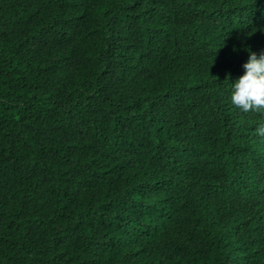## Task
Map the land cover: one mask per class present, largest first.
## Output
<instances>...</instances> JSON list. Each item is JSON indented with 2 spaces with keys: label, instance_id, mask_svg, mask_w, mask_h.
I'll list each match as a JSON object with an SVG mask.
<instances>
[{
  "label": "trees",
  "instance_id": "trees-1",
  "mask_svg": "<svg viewBox=\"0 0 264 264\" xmlns=\"http://www.w3.org/2000/svg\"><path fill=\"white\" fill-rule=\"evenodd\" d=\"M263 5L0 0V264H264Z\"/></svg>",
  "mask_w": 264,
  "mask_h": 264
},
{
  "label": "clouds",
  "instance_id": "clouds-1",
  "mask_svg": "<svg viewBox=\"0 0 264 264\" xmlns=\"http://www.w3.org/2000/svg\"><path fill=\"white\" fill-rule=\"evenodd\" d=\"M261 15L264 16V10ZM260 52L259 58L256 53H250L248 62L243 65L245 74L233 84L231 103L245 113L253 111L264 113V48ZM256 132L259 136L264 137V123L259 124ZM244 170L248 172L244 174V178L247 177L246 180H256L260 174H264V154L251 161ZM241 171L243 172V170ZM261 201L264 208V192Z\"/></svg>",
  "mask_w": 264,
  "mask_h": 264
}]
</instances>
